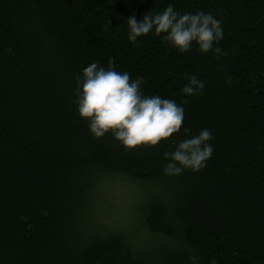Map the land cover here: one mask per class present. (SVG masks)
<instances>
[{
	"label": "trees",
	"instance_id": "1",
	"mask_svg": "<svg viewBox=\"0 0 264 264\" xmlns=\"http://www.w3.org/2000/svg\"><path fill=\"white\" fill-rule=\"evenodd\" d=\"M169 3L220 20L226 55L179 54L152 33L130 44L126 20ZM109 58L184 108L178 134L130 151L89 134L74 77ZM186 74L199 95L181 93ZM202 128L206 167L164 175V153ZM117 178L144 191L141 226L160 239L148 252L85 223ZM0 264H264V0H0Z\"/></svg>",
	"mask_w": 264,
	"mask_h": 264
},
{
	"label": "clouds",
	"instance_id": "2",
	"mask_svg": "<svg viewBox=\"0 0 264 264\" xmlns=\"http://www.w3.org/2000/svg\"><path fill=\"white\" fill-rule=\"evenodd\" d=\"M127 40L135 45L138 38L149 33L159 36L179 54L194 47L201 54L226 55L219 46L224 37L221 21L211 13L197 10L180 13L169 3L162 12L148 11L137 21L132 15L126 20ZM181 88L185 96H197L205 84L194 74H186ZM74 105L79 118L87 122L89 134L102 139L110 134L125 150L155 147L181 131L184 108L175 100L159 95H145L142 77L130 79L127 72L115 70L109 58L107 67L92 62L74 77ZM187 101H183L186 103ZM187 133V129H184ZM212 132L202 128L197 135L182 139L173 151L165 152L167 161L163 173L180 175L184 171L198 172L212 157Z\"/></svg>",
	"mask_w": 264,
	"mask_h": 264
},
{
	"label": "rangeland",
	"instance_id": "3",
	"mask_svg": "<svg viewBox=\"0 0 264 264\" xmlns=\"http://www.w3.org/2000/svg\"><path fill=\"white\" fill-rule=\"evenodd\" d=\"M153 191L145 189L147 196ZM143 194L144 191L137 184L128 180H107L94 190L93 197L87 201L85 223L94 230L99 229L100 236L104 238L108 237L110 231L121 233L136 250L148 252L149 247L157 245L160 239H152L147 229L141 226L140 209L145 201Z\"/></svg>",
	"mask_w": 264,
	"mask_h": 264
}]
</instances>
